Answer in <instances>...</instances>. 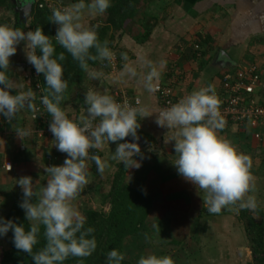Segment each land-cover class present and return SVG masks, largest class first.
<instances>
[{
  "label": "clouds",
  "instance_id": "1",
  "mask_svg": "<svg viewBox=\"0 0 264 264\" xmlns=\"http://www.w3.org/2000/svg\"><path fill=\"white\" fill-rule=\"evenodd\" d=\"M111 3L112 0H77L69 7L53 8L49 19L57 26L56 43L78 62L89 79L98 80L103 75L90 69L89 61L110 64L115 54L107 41L100 42L95 28L85 27L80 21L86 10L91 15H102ZM21 44L28 64L37 75L44 77L48 91L41 103L50 116L48 131L55 140L56 150L65 154L61 164L43 168L47 180L39 189L34 187L30 175L17 179L16 185L22 192L18 207L29 224L27 229L24 224L0 215V239L11 232L14 248L29 254L33 264H64L69 257L86 258L96 251L94 229L85 228L86 217L73 203L89 184L90 164L94 163L100 174L110 166L91 150H102L106 144H115L110 159L122 163L127 171L138 170L149 158L140 145L141 121L149 117H154L160 128L176 130L165 140V144L174 142L176 158L172 163L179 176L205 194L203 207L208 214L217 215L223 210L255 212L258 209L256 197L250 195L255 188L251 157L239 152L218 134L226 121L213 85L193 91L156 113L139 105L118 103L114 97L90 89L84 95L85 115L78 121L73 120L60 107L68 88L62 64L66 60L64 52L56 54L50 35L40 27L25 32L0 24V118L9 123L23 108L37 112L32 102L33 93L18 92L16 83L7 73L11 58ZM121 59L126 62L127 54L122 53ZM124 71L133 76L136 74L127 63ZM153 75L154 71L146 77L148 91H152ZM16 135L23 141L30 132L20 128ZM41 226L46 243L34 253ZM124 259V254L112 249L106 255V264H122ZM137 264H174V261L170 256L149 254L141 256Z\"/></svg>",
  "mask_w": 264,
  "mask_h": 264
},
{
  "label": "crops",
  "instance_id": "2",
  "mask_svg": "<svg viewBox=\"0 0 264 264\" xmlns=\"http://www.w3.org/2000/svg\"><path fill=\"white\" fill-rule=\"evenodd\" d=\"M49 1L66 7L77 2V0ZM141 11H138L136 17L125 29L113 30L110 34L113 38H109V47L118 49L121 54L126 53L128 60L126 62L122 60L116 72L103 67L101 61L90 66V69L99 71L103 75L100 79L93 80L89 79L86 73L85 78L73 87L64 104L66 113L71 115V118L77 119L79 111L81 115H85L84 95L90 89L100 94L110 95L114 99L118 91L127 90L141 99L142 107L148 109L150 113H156L159 102L155 86L166 82L175 70L182 72V77L177 84V94L183 98L208 85H213L217 93L222 89L226 74L237 68L256 65L261 73L258 96L261 101H264V0H153ZM107 17V11L102 15H91L86 10L80 23L85 27L96 29L104 24ZM139 31H144V34L137 38ZM146 35L145 40H141ZM196 45H199L200 49H196ZM125 63L135 70L134 76L125 73ZM29 66L26 60L11 61L9 69L14 75L12 80L15 82L18 78L22 79L29 70ZM153 71L155 75L151 80L152 91H148L145 87L146 77ZM29 88L25 93L32 92ZM17 91L22 92L18 89ZM2 120L3 125L0 122V190L4 195L0 198V209L7 211L11 201L19 202L22 198L21 189L16 185L17 179L30 175L37 189L46 183L47 176L43 168L48 166L46 156L52 151V142L36 135L35 123L27 108L21 109L17 118L10 123ZM141 124V150L149 158L143 161L142 167L138 170L128 171L127 182L154 203L151 192L149 193L145 186L136 180L131 183L130 177L136 174L148 178L151 173L159 172V164H161L165 169L174 167L168 172L165 171L164 174L171 175L170 178L167 177L170 180L175 178V185L191 188L193 184L185 181L177 174V171H174L176 169L172 163L176 158L174 142L165 144V140L176 130L168 131L158 127L154 117L145 118ZM20 128L30 132L23 141L16 135V130ZM259 130L263 140H257L254 137V129L236 125L224 127L218 134L228 140L239 152L251 157V174L255 188L250 195L256 197L258 207L264 208V126ZM115 147V144H106L102 150H99V155L109 165L116 162L119 166L120 162L110 159ZM6 163L12 164V170L5 169ZM145 165L152 166L154 169L144 171ZM97 172L96 165L90 164V186L83 191L94 193V199L107 195L106 192L103 194L98 189L100 184H95L94 188L91 187L92 178ZM188 188L187 191H189ZM109 192L110 190L107 193ZM204 195L202 192L201 203H203ZM88 201L83 205L85 209L90 207V201ZM220 214L234 215L227 210H223ZM220 214L212 215L211 219L215 222L220 221L221 219L216 220L220 218ZM217 233L220 231H214L215 247L211 250L217 251L216 245L220 243L225 247L228 256L232 253H236L237 257L245 254L246 261L251 259L250 250L241 248L248 244V239L243 232L239 234L240 236L229 232L227 238L226 233L223 234V238ZM229 236L234 242L231 245L235 244L233 247L225 244Z\"/></svg>",
  "mask_w": 264,
  "mask_h": 264
},
{
  "label": "rangeland",
  "instance_id": "3",
  "mask_svg": "<svg viewBox=\"0 0 264 264\" xmlns=\"http://www.w3.org/2000/svg\"><path fill=\"white\" fill-rule=\"evenodd\" d=\"M12 2L16 4L13 8L0 6V24H6L14 28L19 6L16 0H12ZM145 8H143V10ZM141 10L142 8L138 11ZM30 20L31 17L25 22L29 24ZM17 59H21V61L26 60L23 52V44H21L18 48L16 55L11 58V61ZM15 83L17 84V89L22 92L27 91V88L30 87L26 82L25 75L22 79L18 78ZM78 114L79 116L77 117V120H79L82 116L81 111H79ZM2 119L0 118L1 125H3ZM246 132L248 133L247 130ZM158 161L160 162L159 159ZM145 166L146 167H144V169L146 170L144 171H152L154 169L152 166ZM154 166H156V164H154ZM159 167V172L157 174L151 173L148 178L145 176H137L136 174H133L130 177L131 183H134L136 180L145 186L147 191L149 193L151 192L150 194H152L155 202L153 203L150 216L148 217L145 228L142 230L139 239H129L124 256L134 264H137V261L141 256L149 254L170 256L173 259L174 264L252 263L254 261V257L249 240L245 247L241 246V248H248L250 250L251 259H247L248 261H246L247 255L245 254H243V256L241 255L242 258L241 256L237 257L236 253H232L231 256H228L229 254L226 253L225 247H223V244L220 245V243L218 246L216 245L217 251L216 249L211 250L212 247H215V240L213 238L215 230L220 231V233L217 234L221 235L222 238L224 237V233L227 234H225L227 238L229 232L234 234L236 233L238 236H240L239 234H242L243 232L246 235L244 223L239 217V211L227 210L230 213L233 212L234 215L220 214V218H217L216 220H221L215 222L211 219L213 216H209L210 214L207 213V210L203 207V203H201V191L194 188V185L191 186V188H188L187 186L180 187V185L177 184L175 185V178L170 180L167 177L171 175L164 174L165 171L168 172L174 167L165 169L161 164H159ZM117 171V163H110V166L103 174L97 172L95 177L92 178L91 187L94 188L95 184H100L98 187V189L101 190L100 192L103 194L106 192V194H108L107 192L111 190L112 180ZM174 171L177 170L175 169ZM88 186H90V184H88L85 189H89ZM187 188L189 191H187ZM185 190L187 192H185ZM83 193H80L77 199L73 201L74 205L82 215H84L86 208L83 205L87 202V200L90 201L88 202L92 208L104 209L105 211L110 209V204L106 200V195L99 196L98 199H94V193ZM186 194H189V197H187ZM3 195L4 194L0 190V198H3ZM262 209L264 210V208ZM5 212V210L0 209V215H3ZM253 215L257 220H261L257 210L253 212ZM153 225H156V228H154ZM217 234H215V236ZM232 242L233 240L230 239L229 236V239H226L225 244L232 246ZM8 247V236L0 239V260L4 251L8 249Z\"/></svg>",
  "mask_w": 264,
  "mask_h": 264
},
{
  "label": "trees",
  "instance_id": "4",
  "mask_svg": "<svg viewBox=\"0 0 264 264\" xmlns=\"http://www.w3.org/2000/svg\"><path fill=\"white\" fill-rule=\"evenodd\" d=\"M43 0H37L33 7L30 23L27 24L24 20H20L19 12L16 14V21L14 28H19L23 31L35 30L37 27L50 35L54 46L56 47V54L64 52L66 60L62 62L64 66V78L68 82V88L63 94L60 107L66 111L64 104L70 95L73 87L81 82L86 75L77 61H75L69 53L60 47L55 39L56 25L49 21L52 11L47 7H40ZM153 0H112L111 7L107 10L108 17L104 24L98 26L96 31L101 43L107 41L110 45L109 38H113L111 32L114 30L125 29L129 23L136 17L138 10L149 5ZM16 4L12 0H0V6L13 8ZM144 31H139L137 38L142 36ZM148 35V33H146ZM144 36L141 40H145ZM95 54V50H92ZM38 54L39 51H38ZM97 61H89V67L95 65ZM9 79L14 77L12 70H7ZM41 83L44 88L45 95H47V85L44 82V77L41 74ZM71 118V115H68ZM73 119V118H71ZM77 120V119H76ZM128 171L121 163L118 166V171L115 173L110 192L106 195V200L110 204V209H96L89 207L85 209L84 216L86 217L85 228L92 227L96 241L97 249L90 256L86 258L69 257L64 264H106V255L112 250L116 249L122 254L129 239H139L142 230L145 228L148 217L153 208V202L137 188L133 187L126 180ZM257 213L261 220H257L253 215V211L241 210L239 217L245 226V232L250 241V247L253 254L254 261L250 264H264V210L258 207ZM7 219H14L17 223L24 224L26 229L29 227L25 219L24 212L18 207V201H11L8 205L7 211L2 215ZM43 226L39 236V243L34 246L33 252H38L46 243L43 236ZM12 233L8 234L9 247L3 253L0 264H33L32 257L27 253L18 252L12 242ZM122 264H134L125 257Z\"/></svg>",
  "mask_w": 264,
  "mask_h": 264
},
{
  "label": "built area",
  "instance_id": "5",
  "mask_svg": "<svg viewBox=\"0 0 264 264\" xmlns=\"http://www.w3.org/2000/svg\"><path fill=\"white\" fill-rule=\"evenodd\" d=\"M44 6H47L51 11L53 8L63 9L66 7L49 0H43L40 3V7ZM109 48L115 54L114 59L110 64L107 61L102 62V65L111 72H116L121 66V53L116 48ZM196 49H200V46L196 45ZM181 77L182 72L175 70L166 82L155 86L159 102L158 111L182 99V97H179L177 94V84ZM25 79L33 93L32 102L37 107V112L33 113L30 111L31 119L35 123L34 131L39 138L47 139L52 142V151L46 156L48 166L61 164L65 159V154L56 150L54 147L55 140L48 131L50 116L41 103V99L45 95V92L40 75H37L35 69L30 65L29 70L25 73ZM260 84L261 73L258 66L254 65L237 68L235 71L224 76L222 89L216 93L220 100V112L226 121L225 127L236 125L238 127L243 126L248 129H254L253 135L257 140H263L259 128L264 126V101H261L258 96V87ZM115 100L121 104H129L134 107L139 105L142 107L141 99L132 95L127 90L118 91L115 95ZM91 151L99 155V150ZM5 169L8 171L12 170V164L6 163Z\"/></svg>",
  "mask_w": 264,
  "mask_h": 264
},
{
  "label": "water",
  "instance_id": "6",
  "mask_svg": "<svg viewBox=\"0 0 264 264\" xmlns=\"http://www.w3.org/2000/svg\"><path fill=\"white\" fill-rule=\"evenodd\" d=\"M36 1L37 0H31V2L29 3L27 2V0H16L19 6L18 12L20 20L26 21L31 17L33 7L36 4Z\"/></svg>",
  "mask_w": 264,
  "mask_h": 264
}]
</instances>
